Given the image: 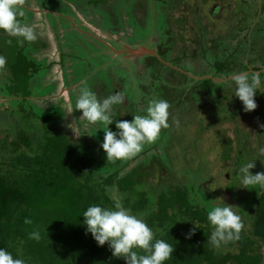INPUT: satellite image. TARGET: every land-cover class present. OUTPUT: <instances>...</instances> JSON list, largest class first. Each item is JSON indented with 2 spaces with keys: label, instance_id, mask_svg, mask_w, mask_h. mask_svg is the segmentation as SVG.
Wrapping results in <instances>:
<instances>
[{
  "label": "rangeland",
  "instance_id": "rangeland-1",
  "mask_svg": "<svg viewBox=\"0 0 264 264\" xmlns=\"http://www.w3.org/2000/svg\"><path fill=\"white\" fill-rule=\"evenodd\" d=\"M39 1L24 0L22 4L34 12L25 22L37 35L35 41L29 42V53L43 63H54L37 81L41 88L50 91L46 94L35 91L38 94L30 97L37 113L44 115L50 107L57 108L59 117L55 126L72 140H89L94 149L92 141L101 143L104 133L99 129L101 125L89 124L81 117L82 113L75 110L82 87H89L101 100L115 92L123 94L126 98L123 105H115L113 110L116 119L127 121H131L134 115L144 114L143 110L152 99L168 101L169 127L161 130L155 143L146 144L137 156L131 158L124 171L138 166L146 173L140 178L139 186L147 193L152 188L158 191L166 187H186L191 201L208 210L224 201L234 206L233 210L242 217V230L249 229L255 198L264 189L258 186L243 188L237 173L245 163L255 159V167L250 171L253 174L264 172V152L261 151L264 150V86L255 100L257 108L251 112L244 111L242 102H237L231 93L233 88L228 90L226 86L218 99L215 96L201 97L208 105L189 98L179 102V96L189 91V82L183 78L185 75L162 70L159 79L164 84L160 86L158 82L151 89L153 77L141 67L142 56L133 55L127 49L139 47L147 41L152 52L157 53L160 49L165 54L170 53L162 60L168 64L166 59L181 57L184 49L191 52L204 42L208 50L200 55L202 63L185 64L189 68L186 71L188 76L200 78L204 72L207 76L213 74L210 63L214 59L227 58L222 48L225 43L228 46L235 42L230 37L240 30L247 37L248 45L244 47L254 48L251 62L262 64L264 0H43L48 3V10H57L56 13L68 19L60 15L45 17L43 8L37 7ZM166 17H170L171 34L163 27ZM216 43L220 45L219 49H214ZM62 52L67 54L64 67L58 63ZM96 52L100 55L90 62ZM261 52L262 56L259 55ZM87 58H90V66L84 61ZM205 60L210 66L205 67ZM182 66L178 69L181 70ZM2 73L0 70V75ZM261 79L264 81V77ZM40 85L33 83V89L36 86L39 90ZM7 99L0 95L2 113L9 106ZM2 118V123L9 120V116ZM224 154H227L226 158ZM108 190L117 201L123 197L114 187ZM131 214L146 223L143 213ZM220 249L238 250L235 240ZM261 252L264 254V250Z\"/></svg>",
  "mask_w": 264,
  "mask_h": 264
},
{
  "label": "trees",
  "instance_id": "trees-1",
  "mask_svg": "<svg viewBox=\"0 0 264 264\" xmlns=\"http://www.w3.org/2000/svg\"><path fill=\"white\" fill-rule=\"evenodd\" d=\"M38 3L44 5L45 1ZM21 9L25 15L19 19L25 23L34 14L24 5ZM166 18L163 27L171 34L170 17ZM230 38L235 42L228 46L225 43L222 48L226 51V59H214L213 63L205 60V67L211 64L214 69L211 76L204 72L200 78H192L186 73L189 68L185 64L202 63L200 55L208 50L204 42L191 52L184 47L181 57L165 60L168 64L162 60L170 53L165 54L160 49L157 56H142L141 67L153 77L151 89L158 82L160 86L164 84L159 79L162 70L181 72L189 82V91L179 96V102L189 98L208 105L201 97L220 98L223 87L229 90L233 84L234 75L260 73L264 77V63H252L254 48L244 47L248 45L247 37L239 30ZM20 39L0 32V56L6 59L5 66L0 69L3 72L0 75V95L8 97L9 104L3 109L4 113L0 111V116H9L5 123L0 117V248L23 259L25 264H125L123 258L112 256L107 243L98 246L82 224V214L88 206L114 208L117 200L108 190L114 187L123 196L119 202L125 208L135 214L143 213L156 239H164L174 246L172 258L165 264H264L261 252L264 250V192L255 198L249 229H243L240 238L235 240L238 250L214 248L208 241L212 231L207 222L209 210L192 202L186 187H166L158 191L152 188L147 193L139 186L140 178L146 173L138 166L124 171L131 159L108 162L100 141H92L93 149L85 138L72 140L55 126L59 117L57 108L50 107L44 115L37 113L30 97L38 94L35 91H41L40 94L50 91L41 88L37 81L54 63H43L32 57L28 50L30 43H18ZM203 39L207 41L204 36ZM219 48L218 43L214 44V49ZM66 55L61 53L58 62L61 67H64ZM259 55L262 56V52ZM97 56L84 61L92 62ZM181 66L183 69L179 70ZM33 83L40 85V89L36 86L33 89ZM260 93L262 89L255 94V100ZM71 95L70 91L72 101ZM111 129L116 131L115 124H111ZM223 157L226 158L227 154ZM25 219L32 223L26 224ZM192 222L199 228H195ZM34 229L40 231L39 241L29 238ZM190 230H194V234L186 238Z\"/></svg>",
  "mask_w": 264,
  "mask_h": 264
},
{
  "label": "clouds",
  "instance_id": "clouds-1",
  "mask_svg": "<svg viewBox=\"0 0 264 264\" xmlns=\"http://www.w3.org/2000/svg\"><path fill=\"white\" fill-rule=\"evenodd\" d=\"M23 2L24 0H0V32L21 38L18 40L21 44L37 39L34 29L19 19L25 15L21 9ZM5 64L6 59L0 56V69ZM232 81V94L242 102L244 111L255 110V94L264 86L260 73H240L234 75ZM125 99L123 94L115 92L101 100L89 87L84 86L76 100L75 110L82 113L81 117L89 124L102 126L104 137L100 147L108 162L114 163L137 156L146 144L156 142L162 129L169 127L170 105L164 99L148 101L144 114L134 115L131 121L116 120L113 106L123 105ZM111 124H115L116 131L109 128ZM255 160L245 163L238 170L237 175L243 188L258 186L264 189V172L253 174L250 171L255 167ZM233 208L234 206L223 201L222 205H214L207 213V222L212 226L208 241L214 248L219 249L240 238L244 225L242 217ZM82 216L86 232L91 234L97 245L104 246L107 243L112 256L123 258L125 264H165V261L172 258L174 246L164 239H156L153 230L144 220L131 214L119 201L115 202L114 208L90 205ZM24 222L32 223L29 219ZM194 226L199 228L196 224ZM192 234L194 230H190L186 238H190ZM29 238L39 241L40 231L34 229L29 233ZM0 264H25V261L15 258L7 249L0 248Z\"/></svg>",
  "mask_w": 264,
  "mask_h": 264
},
{
  "label": "water",
  "instance_id": "water-1",
  "mask_svg": "<svg viewBox=\"0 0 264 264\" xmlns=\"http://www.w3.org/2000/svg\"><path fill=\"white\" fill-rule=\"evenodd\" d=\"M129 50L130 53H134L133 55H138V56H144V55H155L157 56V53L152 52L151 48L147 47L146 45H141L139 47H132L127 49Z\"/></svg>",
  "mask_w": 264,
  "mask_h": 264
},
{
  "label": "flooded vegetation",
  "instance_id": "flooded-vegetation-1",
  "mask_svg": "<svg viewBox=\"0 0 264 264\" xmlns=\"http://www.w3.org/2000/svg\"><path fill=\"white\" fill-rule=\"evenodd\" d=\"M36 2H37V0H36ZM44 6H46V7H44ZM37 7H41V8H43V10L46 12L45 13V17H47L49 14L51 15V16H53V15H60L62 18H65V19H68L66 16H64L63 17V15L62 14H60V13H56V12H58V11H51V10H48V3L45 1V3H44V5L43 4H41L40 6L39 5H37ZM27 9H29V10H32V9H30V8H28V7H26ZM32 12H33V10H32ZM33 14H34V12H33ZM55 18H57L58 19V17H55ZM70 20V19H69ZM72 24V23H71ZM74 24V23H73ZM72 24V25H73ZM130 44V43H129ZM143 45H146L147 47H150V45H148L147 44V41H144V43H142ZM121 50H123V51H125L126 49H121ZM115 51H116V49H115ZM96 55H100V54H98L97 52L96 53H94V56H96Z\"/></svg>",
  "mask_w": 264,
  "mask_h": 264
},
{
  "label": "crops",
  "instance_id": "crops-1",
  "mask_svg": "<svg viewBox=\"0 0 264 264\" xmlns=\"http://www.w3.org/2000/svg\"><path fill=\"white\" fill-rule=\"evenodd\" d=\"M143 45V44H142Z\"/></svg>",
  "mask_w": 264,
  "mask_h": 264
}]
</instances>
